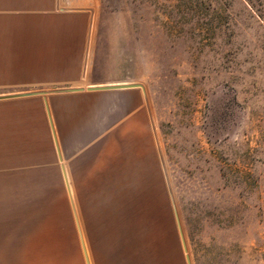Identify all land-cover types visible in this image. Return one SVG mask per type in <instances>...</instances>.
<instances>
[{"label": "rangeland", "instance_id": "rangeland-1", "mask_svg": "<svg viewBox=\"0 0 264 264\" xmlns=\"http://www.w3.org/2000/svg\"><path fill=\"white\" fill-rule=\"evenodd\" d=\"M92 5L93 78L144 86L159 154L131 117L67 163L91 264H186L173 208L191 264H264V0ZM46 166L0 177L38 199L0 204V264H84Z\"/></svg>", "mask_w": 264, "mask_h": 264}, {"label": "crops", "instance_id": "crops-1", "mask_svg": "<svg viewBox=\"0 0 264 264\" xmlns=\"http://www.w3.org/2000/svg\"><path fill=\"white\" fill-rule=\"evenodd\" d=\"M92 4L93 0H0V95L125 83L93 78ZM141 101L144 105L138 88L52 93L45 100L41 95L0 99V172L4 173L0 177L25 178L23 172L29 169L50 172L46 165L53 164L52 176L63 182L81 253L72 205L87 254L88 250L67 163L95 161L104 134L117 125L121 129L128 118L146 119L150 128L145 105L144 112L140 110ZM27 191L1 190L0 204H37L38 199L29 196L35 193ZM23 224L20 220L16 226ZM21 233L22 229L14 230L16 235Z\"/></svg>", "mask_w": 264, "mask_h": 264}, {"label": "water", "instance_id": "water-1", "mask_svg": "<svg viewBox=\"0 0 264 264\" xmlns=\"http://www.w3.org/2000/svg\"><path fill=\"white\" fill-rule=\"evenodd\" d=\"M90 13L91 16L93 14V10L90 9ZM90 27H91V22H90ZM89 42V41H88ZM86 59H87V52H86ZM131 88H138L141 90L142 96H143V100H144V105L148 114V120H149V125L151 128V133H152V137H153V141L155 144V148H156V153L157 155L159 154V150H158V144H157V135H156V129H155V125H154V121H153V117L151 114V110H150V106L148 103V98H147V94H146V90L144 88V86L140 83H135V82H131V83H115V84H105V85H91V86H87L86 88H82V87H74V88H56V89H49V90H36V91H26V92H18V93H11V94H2L0 95V99H6V98H14V97H23V96H32V95H41L43 96L44 100L47 94H52V93H67V92H76V91H82V90H87V91H94V90H114V89H131ZM45 108L46 111L49 115V111H48V105L45 101ZM160 156V155H159ZM162 162V161H161ZM65 185H66V189L70 190L69 188V184H68V180L65 178L64 179ZM73 208V213H74V217L76 220V226H77V231H78V236H79V240H80V245H81V249H82V253H83V257H84V262L85 264H90V260L86 251V247L84 244V240L82 237V233H81V229L78 223V219L76 216V212L74 209V206L72 205ZM173 212H174V217H175V221H176V225H177V229L180 235V240H181V244H182V249L184 252V257L186 260V264H191L190 262V258L189 255L187 253V249H186V244L182 235V231L180 228V223L178 220V216L177 213L175 211V208H173Z\"/></svg>", "mask_w": 264, "mask_h": 264}, {"label": "bare ground", "instance_id": "bare-ground-1", "mask_svg": "<svg viewBox=\"0 0 264 264\" xmlns=\"http://www.w3.org/2000/svg\"><path fill=\"white\" fill-rule=\"evenodd\" d=\"M85 88V87H84Z\"/></svg>", "mask_w": 264, "mask_h": 264}]
</instances>
